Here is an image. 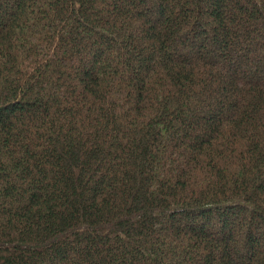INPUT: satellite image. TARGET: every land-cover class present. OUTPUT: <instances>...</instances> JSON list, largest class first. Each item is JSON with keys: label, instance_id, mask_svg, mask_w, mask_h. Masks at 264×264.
Segmentation results:
<instances>
[{"label": "trees", "instance_id": "trees-1", "mask_svg": "<svg viewBox=\"0 0 264 264\" xmlns=\"http://www.w3.org/2000/svg\"><path fill=\"white\" fill-rule=\"evenodd\" d=\"M0 264H264V0H0Z\"/></svg>", "mask_w": 264, "mask_h": 264}, {"label": "rangeland", "instance_id": "rangeland-1", "mask_svg": "<svg viewBox=\"0 0 264 264\" xmlns=\"http://www.w3.org/2000/svg\"><path fill=\"white\" fill-rule=\"evenodd\" d=\"M184 50H185V52H188V49H186L185 47H184ZM262 230V229H261Z\"/></svg>", "mask_w": 264, "mask_h": 264}]
</instances>
